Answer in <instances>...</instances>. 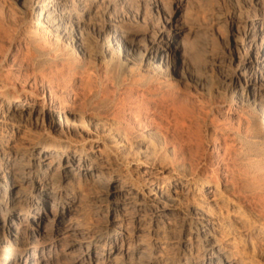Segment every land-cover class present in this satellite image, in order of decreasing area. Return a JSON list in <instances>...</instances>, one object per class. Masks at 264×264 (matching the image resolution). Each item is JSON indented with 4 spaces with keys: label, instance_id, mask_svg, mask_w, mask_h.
Returning <instances> with one entry per match:
<instances>
[{
    "label": "rangeland",
    "instance_id": "374dc122",
    "mask_svg": "<svg viewBox=\"0 0 264 264\" xmlns=\"http://www.w3.org/2000/svg\"><path fill=\"white\" fill-rule=\"evenodd\" d=\"M185 6L181 12L171 9L167 0H106L79 25L74 35L81 43L74 47L63 32L47 43L26 40L32 17L30 0H0V87L8 81L30 86L40 97L51 91L73 98L65 124L52 131L49 118L27 119L21 114L11 119L4 107L10 95L0 100V122L12 121L8 129L0 130V159L20 157L12 187L4 186V179L11 175L5 170L0 173V201L8 204L18 195L23 199L8 219L10 226L0 232V264H13L5 260L7 254L25 247H50L53 234L61 238L49 264H113V258L126 250L146 253L145 264H181L183 260L172 250L164 249L161 227L174 221L172 214L149 233L144 228L148 220L134 218L133 203L126 210L114 184L118 179H134L140 184L131 192L138 200L139 193L166 184H143L144 171L186 174L193 178L191 196H180L170 204L186 211L197 203L194 195L204 183L205 171L221 180L225 166L232 168L235 177L232 185L224 187L226 195L240 203L245 222L229 223L224 210L217 207L213 209L217 225L237 241L245 264H264V239L255 236L264 228V142L253 118L264 106V77H253L255 85L249 87L243 85V78L232 79V73L242 70L248 60L243 45L246 25L262 17L264 0H186ZM39 11L34 8V14ZM70 24H66L68 29ZM120 30L126 32L124 38L134 40L123 57L107 47V39ZM165 47L177 50L171 53ZM155 49L160 53L150 63L145 54ZM164 54H168L166 65L152 71L150 67L160 64ZM130 71L139 85L132 84ZM16 124L21 125L20 132ZM46 138L50 143L66 139L64 146L74 158L71 168L58 166L56 161H64L57 152L59 146L52 153V168L40 161ZM216 143L218 154H214ZM101 154L113 165L117 163L113 169L94 167L86 172L79 166L82 159H98ZM29 158L40 164L42 173L37 179L21 168ZM45 168L49 175L54 173L53 180L42 177ZM39 179L41 196L27 199ZM35 205L42 208L34 222L38 227L22 225L17 233L13 221L22 219L21 214ZM70 226L75 231L64 235Z\"/></svg>",
    "mask_w": 264,
    "mask_h": 264
},
{
    "label": "bare ground",
    "instance_id": "6f19581e",
    "mask_svg": "<svg viewBox=\"0 0 264 264\" xmlns=\"http://www.w3.org/2000/svg\"><path fill=\"white\" fill-rule=\"evenodd\" d=\"M105 1L106 0H30V7L32 8V17L30 21L31 23L27 29L28 39L26 40L36 42V44L41 42L47 43L46 41H50V39H52L53 37L60 35V32H63L66 36H70L69 38L71 39H69V41L72 42L73 44L71 45H74L75 47L74 43H81L77 40L79 37L76 38V36L74 35L76 33V30L79 28V25L84 21L85 17L91 11L97 9L99 5L105 3ZM167 5L170 6L171 9L174 8L178 11L183 12L186 8V0H167ZM36 7L40 8V11L37 15L34 14V8ZM160 8L162 9V7ZM67 22L73 23V25L70 24V29H68V26H66ZM123 32L124 31L121 30L119 32H113L112 35L107 39V43H109L107 47L112 49L115 48L117 51H119L122 57L126 55V52L130 51L129 49L133 46L134 41L132 38H124V35L122 34ZM244 37L245 39L243 41V45L245 46V48H247L246 52L249 57L248 60L244 62L242 70L232 73V79L233 81H241V79L243 78V85L249 87L255 85L252 82L253 77L255 79H257L258 77H262L261 79H263L264 77V12L262 17L254 19L246 25V33ZM166 49H168L171 53H174L177 50L176 47H165L163 50ZM159 50L160 49H155L151 53L147 52L145 54V57H148L150 63L158 57L160 53ZM166 55L164 54V56L161 57L160 64L154 65L153 67H150L148 64L150 69L152 71H156V69L160 70V66L158 65H163L164 63L166 65ZM127 59L128 57H125L123 61L124 64H126ZM134 74L135 73H133L132 71L129 72V77L132 80V84L134 86L139 85L140 82L138 79L134 78ZM8 95H10V101L8 100L9 102L4 107L5 110H7L8 116L11 119H14V117H19V115L21 114L24 115L27 119H31L32 117L33 119L34 117H36L42 118L43 120L49 118V129L51 131L58 126L60 127L65 124L68 118V107L73 101V98L67 99L65 98V96L63 97L60 95H56L51 91L46 92L45 94H43L42 97H40L39 92L36 89H30V86L29 88L28 86L26 88L25 86L19 87L18 85L11 84L10 82L6 81L2 84V87H0V100L5 101ZM255 101L256 100L254 99V102ZM56 113L59 114V116L57 119H53V116L56 115ZM253 118L254 122L256 123L254 124V126L256 127L257 125L258 127L256 128H259V139L264 142V125H262V119L264 118V106L261 109L257 110V114L255 117L253 116ZM11 119H4L3 121H1L0 130L8 129L9 123L12 122ZM16 129V132H20L21 125L16 124ZM51 136V132H48V137L52 138ZM96 142L97 144H100L99 139H96ZM66 143L67 141L65 138L64 140H62L61 142L59 141L58 143H54V141L50 143L47 138L44 139L41 147L42 149L40 161L42 163L48 162V167L52 168V163L54 161V156H52V153L54 152V149L59 146V150L57 152L62 156L61 158L64 161L62 162V164L56 161L58 166L62 168L65 167V170L66 168H71L73 165L71 163L74 158L71 156L72 152L68 148H66L67 146H64V144ZM215 145L216 147L214 150V154H218L220 152V146L218 143H216ZM96 152L101 153V151H99L98 149L96 150ZM262 152L261 156L264 155V151ZM20 153L22 152L20 151ZM30 156H32V154ZM19 159L20 157L18 158L16 156L12 157L11 160L7 159L5 162H2V159H0V173L5 170L4 172L11 175L4 179L7 182V185L4 186H13L12 183L14 181L12 180H15V176L19 174V172L15 171V167L18 166L17 161H19ZM116 164L113 165L111 159L101 154L98 159H82L79 163V166L82 169L86 170V172H89L90 170L94 169V167L113 169L112 165L115 166ZM21 168L28 169L27 173L32 175L34 179H37L42 173H40V164H38V162L34 163V161L30 158L29 162L27 161L25 165H21ZM262 168L264 169V167ZM231 169L232 168L229 166L224 167L223 177L221 180L219 178L217 179L216 177L207 174V171H205L206 177L204 178V183L200 186V188L194 195V198H196L197 203L191 205V209H187L186 211L179 210L181 207L179 209L172 208V206L170 205L171 203H175L174 201L180 196H191V186L194 185L193 178L186 177V174L180 175L178 173H175L171 175L169 173H166L167 171L164 170L148 169L147 171L143 172V184H147L151 187L158 186L159 181L165 182L166 184L162 185L157 189H151L148 192L146 191L139 193V198L138 200H136V198L131 192V189L134 188L138 182H136L134 179H130V181L118 179L117 183L114 184L116 188L115 194L117 198H122V203L126 207V210H128L129 206H131L133 203L132 215L135 219H138L139 217V219L141 218L140 220L142 221L148 220L147 228H144L147 229L149 233H152L154 231V227L160 226V222H162V219L164 217H166L170 213L172 214V216L174 217V221H167L166 223H163V226L161 225V232L164 244L166 245L164 249H166V251L168 249H170V251L172 250V253H174L175 257H177L179 260H183V263L181 264H236L237 258H239L240 260L239 263L245 264L246 261H243L242 257L239 256L241 252L237 249V241L234 240V238L233 240H230L227 232H223V230H220L219 226L217 225V217L213 213V209L219 207L221 210H224V216L228 219L229 223L238 222L242 224V222H245V217L242 213L240 203L228 197L226 195L227 189L225 191L224 188L226 186L232 185L234 182L232 180L235 177L233 176L234 174L232 173ZM47 170L48 168H45L42 177L44 179L45 177H49V179L54 178V176L52 175L54 173L52 172V174L49 175V173H47ZM263 174H261V176ZM213 178H216V180L214 181ZM182 180L185 182H181ZM210 183H213V186H211L212 184L210 185ZM40 184L42 186L41 180L37 182V184H33L32 192L27 195V199L32 200L33 197L35 198L36 196H41L43 188L39 187ZM221 185L222 187H220ZM35 192L40 194L36 195ZM19 196L20 195L16 196L14 199H11L8 204L4 203L3 201H0V232H2L5 227L10 226V223H8V219L12 217V214H14L16 208L19 207L20 204L23 202V199ZM177 201L179 200L177 199ZM70 205L73 206V202H71ZM41 211L42 208H40V206L38 205L30 207L28 209V212H24L21 214L23 216L22 219H15L13 221L15 224L13 225V229L17 233H21L19 231H21L22 225L25 226V228H37L38 225L36 226L34 223L35 219L38 217L36 213H41ZM219 214L220 212L218 213V215ZM220 216H222V213ZM110 223H112V220L110 221ZM255 227L257 226L255 225ZM255 227H253V229ZM259 229L260 231H257L258 233L255 236H259L261 239H264V228ZM72 231H75V229L70 226L66 230H64L63 234L66 235L68 233H71ZM119 234L120 232H118V235ZM60 238L61 237L59 234H53L50 247H47V245L45 244H40L38 246H28L17 253H8L5 260H7L8 262H12L13 264H49L50 260L53 257V253L55 252V246L60 241ZM120 253V257L116 256L115 258H113V264L146 263L145 258L147 254L144 252H129L126 250ZM163 255H158V257L162 259Z\"/></svg>",
    "mask_w": 264,
    "mask_h": 264
}]
</instances>
